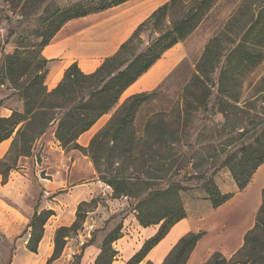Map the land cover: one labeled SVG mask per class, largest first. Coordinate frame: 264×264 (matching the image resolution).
<instances>
[{
	"label": "trees",
	"instance_id": "trees-1",
	"mask_svg": "<svg viewBox=\"0 0 264 264\" xmlns=\"http://www.w3.org/2000/svg\"><path fill=\"white\" fill-rule=\"evenodd\" d=\"M5 1L14 9L20 6L35 9L46 2ZM129 1L84 0L66 8L46 9L37 31L41 41L29 47L19 43L12 53L4 55L0 66V93L7 89L20 100L23 108L13 110L9 117H0V144L12 139L9 151L0 159V176L6 184L11 173L21 168L20 160L33 156L36 142L55 125V138L63 150H76L88 157L99 180L112 189V198L135 201L136 219L143 228L159 227L125 263L141 264L171 229L187 217L181 196L185 187L175 181L185 167L178 163L175 150L181 141L182 128L191 122L194 114L210 110L215 90L217 112L225 118L232 109L255 106L254 101L244 100V82L264 60V0L243 1L223 30L207 43L178 105L171 114L163 112L152 116L142 131L136 127L137 116L142 106L158 95V90L132 95L118 107L121 97L166 52L197 29L217 0H191L178 16H171V12L181 6V2L171 0L140 24L119 51L94 73L85 74L75 63L51 91L46 85L49 61L42 55L44 48L69 21ZM145 32H150L146 46L142 39ZM256 92V96L264 93V77ZM2 105L0 101V107ZM115 108L110 121L89 146H81L80 137ZM169 116L173 118L171 121L167 119ZM256 136L253 143L240 147L218 167L230 170L241 192L264 164V130ZM203 181L201 189L214 209L233 198V194L221 192L213 177ZM94 205V200L81 202L73 224L57 229L54 252L47 264L61 258L67 239L83 229L87 213ZM54 215L53 210L36 209L28 225L30 236L26 248L29 252L38 253L45 226ZM119 232L120 229L107 236L95 264L114 263L118 251L113 244L120 239ZM204 235L200 232L183 237L163 264H187ZM82 257L83 253L75 255L73 264H80ZM208 264H264V188L255 225L246 233L243 247L229 261L216 253Z\"/></svg>",
	"mask_w": 264,
	"mask_h": 264
},
{
	"label": "rangeland",
	"instance_id": "rangeland-1",
	"mask_svg": "<svg viewBox=\"0 0 264 264\" xmlns=\"http://www.w3.org/2000/svg\"><path fill=\"white\" fill-rule=\"evenodd\" d=\"M83 1L46 0L35 9L22 6L14 9L5 0H0V66L4 55L12 53L19 43L29 47L41 41L37 38V31L46 9L53 11L58 7L66 8ZM243 1L217 0L197 29L187 39L166 52L155 64V69H166V72L159 84L148 91L158 90V95L142 106L136 119L138 130L142 131L148 120L157 113L171 114V110L180 102L183 88L195 72L196 64L207 43L223 30ZM180 2L181 6L172 11L171 16L180 15L184 7L191 4V0H180ZM149 35L150 32L142 34L145 46ZM263 77L264 60L244 82V100L254 101V107L248 106L243 110L232 109L229 117L225 118L217 112L215 90L210 102V110L194 114L191 122L182 128L181 141L175 150L178 163L185 164V167L175 181L185 187L181 193L182 200L183 197L185 200H183L184 204H191V199L194 197H196L195 201L211 203L208 195L201 189L204 178L213 177L219 189L232 183L230 170L225 167L218 169V167L240 147L253 143L256 135L264 130V93L262 96H256L257 85ZM1 97L0 101L3 105L11 110H17L20 100L16 96H11L7 89H3L0 93ZM125 97H121L118 107L126 100ZM167 119L171 121L173 118L169 116ZM55 130L54 125L35 144L33 155L36 156L35 168L29 175L33 180L32 183L23 180L21 175L24 176L26 173H23L22 167L11 173L6 184H3V178L0 176V264H47L54 252V239L59 224L71 226L76 220L79 204L93 200L95 205L87 213L83 229L67 239L61 258L52 264H73L74 256L82 253L84 255L86 248L89 247L88 243L91 242L94 246H100L101 253L107 236L119 229L120 239L113 244V248L118 251L115 261H122L124 259L121 253L122 243L128 241L132 245V249H129L133 251L137 250L136 246L142 239L133 228L136 218L135 201L127 198H112V189L99 180L91 160L82 155L77 160L75 156L71 157L72 151L63 150L55 136L53 137L52 133ZM259 169H261L260 173L256 175L249 192L250 198L253 193V200L256 199V203L250 206L247 199L241 197L233 200L220 212L213 208L208 216L210 224L215 226L226 219L232 222L233 229L239 223L243 225L244 221L250 224V229L254 227L259 211V209L256 211L259 188L264 186V164ZM23 188L31 194L39 195L35 210L46 207L56 212V217H52L45 226L46 237L41 242L37 254L29 252L26 248L30 236L28 225L32 216L30 217L29 212H25L21 206L23 202L19 192H23ZM239 192L241 191L233 195ZM261 204L262 199L259 202L260 206ZM210 205L212 206V203ZM204 210L203 208L202 211ZM229 234L235 237L234 233ZM231 235L223 239L215 233L212 238L202 242L191 264H208L216 253H220L228 261L231 260L234 254L232 255L227 242ZM212 249L213 253H211ZM147 262L149 257L141 264Z\"/></svg>",
	"mask_w": 264,
	"mask_h": 264
},
{
	"label": "crops",
	"instance_id": "crops-1",
	"mask_svg": "<svg viewBox=\"0 0 264 264\" xmlns=\"http://www.w3.org/2000/svg\"><path fill=\"white\" fill-rule=\"evenodd\" d=\"M168 2L167 0H131L118 7L69 21L42 52L43 57L49 61L46 77V85L48 89L50 91L55 89L62 81L66 70L75 63L85 74L94 73L107 58L115 55L119 51L121 45L130 39L140 24L146 21L158 8ZM165 72L166 69H155L154 65L144 76L127 89L122 97L126 96L125 99H127L132 95L148 92L155 88L163 79ZM1 99L2 97L0 100ZM22 108L23 105L19 102L17 110L21 111ZM13 110L8 106L3 105L0 108V117H9ZM115 111L103 116L93 128L83 134L79 139V144L85 148L88 147L93 137L107 125ZM52 135L53 137L55 136V131H53ZM11 144L12 139L0 144V159L5 157ZM52 144H54V141ZM70 155L71 157L75 156L76 160L80 155L84 156L81 152H77L76 150H73ZM35 159L36 156L20 160V167L23 168V173H26L24 176H21L23 177V180L28 183H32L33 181L29 178V175L33 173L32 170L35 168ZM260 170L261 169L256 172L253 181L244 191L236 194L230 201L217 210L220 212L223 208L229 206L233 200L241 197L247 199L250 206L253 203H256L257 200H253V193L251 192L252 195L250 198L249 192L253 186L256 175L260 173ZM263 188L264 186L259 188V198L256 211L260 208L259 202L262 199ZM220 190L223 194H234L239 191L234 180H232V183L220 187ZM19 193L21 201L23 202V204H21L22 208L25 212H29L30 217L33 216L36 211L34 207L37 205L39 195L37 196L34 193H29L26 188H23V192ZM194 199L196 200V197L191 199V204H185L187 217L177 223L168 235L148 255L149 262H152V264H163L178 242L190 233L204 232L205 235L198 242L195 250L191 254L188 264H191L197 256L202 242L212 238L215 233L216 236H221L223 239L228 235H231L229 233L235 234L234 238L231 235L227 241L228 247L231 248L232 255L243 247L245 235L251 230L249 228L250 224H248L247 221H244L246 224L244 223L243 225L239 223L234 229L232 228V222H229L226 219L213 226L208 219L210 211L214 210L210 205L211 203H209V201H195ZM203 208L205 209L204 212L202 211ZM45 209L53 210L46 207ZM53 211L55 212V210ZM53 217H56V212ZM62 226L68 225L61 223L58 228ZM133 228L135 229L134 231L139 233L142 237L141 242L139 241L136 246L137 250L131 251L129 248L132 249V245L128 241H124L122 243L123 247L121 248V253H123L124 259L119 262L115 261L113 264H125L138 250H140L146 240L150 239L157 233L159 227L153 226L143 228L137 219L134 218ZM45 237L46 230L44 238ZM100 249V246L94 245L87 247L83 255L82 264H95ZM211 253H213V249L211 250Z\"/></svg>",
	"mask_w": 264,
	"mask_h": 264
}]
</instances>
